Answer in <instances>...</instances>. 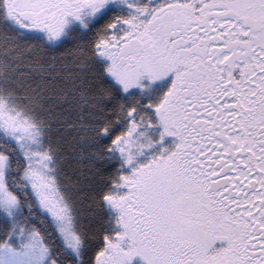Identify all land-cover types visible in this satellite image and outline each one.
<instances>
[{
    "label": "snow or ice",
    "instance_id": "obj_1",
    "mask_svg": "<svg viewBox=\"0 0 264 264\" xmlns=\"http://www.w3.org/2000/svg\"><path fill=\"white\" fill-rule=\"evenodd\" d=\"M0 264H264V0H0Z\"/></svg>",
    "mask_w": 264,
    "mask_h": 264
}]
</instances>
